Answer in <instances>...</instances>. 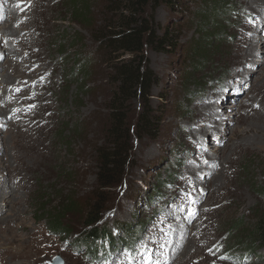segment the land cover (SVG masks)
Returning a JSON list of instances; mask_svg holds the SVG:
<instances>
[{
  "label": "rangeland",
  "instance_id": "obj_1",
  "mask_svg": "<svg viewBox=\"0 0 264 264\" xmlns=\"http://www.w3.org/2000/svg\"><path fill=\"white\" fill-rule=\"evenodd\" d=\"M73 1L81 4L75 12L70 8ZM175 1L174 6L149 1L136 14L152 20L156 36L167 31L172 42L162 50L154 44L143 47L145 67L155 82L148 97L135 94L120 107L128 154L121 174L108 186L100 180L101 152L111 142L109 105L119 85L115 65L132 55L113 53L101 36L104 26L118 23L116 15L121 10L115 3L125 2L51 1L47 19L36 34L46 71L41 79L28 80L31 85L19 99L21 107L0 120V264H51L56 257L63 264H179L182 252L172 254L199 235L209 239L197 243L199 252L188 264H264V244L256 243L249 253L231 240V228L238 221L252 227L256 216L264 212V122L253 125L256 120L250 118L254 134L249 133L237 147L231 145L237 142L233 137L239 127L237 116L249 106L264 111V93L253 89L264 87V76L252 70L250 79L241 82L229 66L236 36L243 28L250 32L257 26L256 37L264 38V0L257 15L248 9V0ZM215 2L225 7L218 12L219 18L214 15ZM2 12L0 32L8 23ZM8 58L7 54L0 57V76ZM20 74L12 72L7 81L11 84H1L0 95L7 88L17 97L26 89ZM36 89L45 94V100H37ZM210 96L209 103L220 101L214 105L213 113L219 116L216 125L195 118L204 110L200 103ZM235 101L236 108L230 105ZM222 105H230L233 112ZM142 110L159 116L155 132L138 128ZM25 112L35 118L20 123L16 116ZM14 121L32 127L17 130ZM218 155L230 161L225 192L212 201L209 191L192 183L189 176L196 164L199 181L210 182L218 174L216 169L210 171ZM167 176L173 182L149 203L146 197ZM10 190L14 205L7 200ZM94 212L97 221L87 225V215ZM54 216L63 227L60 232L49 229ZM144 220L142 231L126 249L130 251L108 249L103 236L94 248L97 256L86 253L83 234L87 231L105 230L119 237L121 230H140ZM177 226L187 227L183 236L175 232Z\"/></svg>",
  "mask_w": 264,
  "mask_h": 264
},
{
  "label": "bare ground",
  "instance_id": "obj_2",
  "mask_svg": "<svg viewBox=\"0 0 264 264\" xmlns=\"http://www.w3.org/2000/svg\"><path fill=\"white\" fill-rule=\"evenodd\" d=\"M0 1H3V4L0 5V10H3L2 13H5V17L7 18V22H8L6 27H4L3 30H1L0 32V57L3 56L4 54H7V57H10L7 59V61L4 64V66H6V71H4V73L0 76V85L5 84V83L11 84V83H8L7 81L10 75L12 74V72L14 71L21 72L20 75H23V76L20 79L26 81L24 82L25 87H26V89L24 90L25 92L20 91L17 94V97H13V95L10 94L7 88H5L4 93L0 95V120H4L6 119L8 115H11L13 113L12 110L14 108H16L17 106L21 107L20 105L21 101H19V99L21 96H23L26 93L27 87L31 85L28 82V80L33 81V79L37 77H38L37 79H41L46 71L47 67L45 65L46 63L44 59V54H43V51L40 50L41 47H39L38 45L39 42L36 39V34L40 32L41 27L44 24V21L47 19L46 14L48 10L50 9L52 0H0ZM20 1H23V3H18ZM6 2H7V5H6ZM247 4L249 5L248 7L249 10L254 12L256 15L260 14L258 13V11L260 10L262 6L261 0H248ZM256 29H258L257 26L254 29L250 30L249 32V29L243 28L241 30L242 32H240L239 35L236 36L232 52L230 51L231 54L229 56V66L234 71L233 74H236L235 76L237 78H240L241 82L245 79L246 80L250 79L249 73L252 70L257 71L258 75L264 76V38L260 37V35H257L256 37V34H255ZM251 32H254V36L252 37L249 36ZM258 43H262L263 45L262 46L260 45L259 47ZM256 56L258 57V59L256 58ZM246 64L248 68L244 69L243 66ZM25 66H27V68L25 69V72L23 73L22 71L24 70ZM260 81H261V78H260ZM37 89H36V92H37ZM250 89L252 90L251 86H249V89H248L249 92L251 91ZM253 89L256 93H259L260 95L264 93V87L255 86L253 87ZM35 97L37 98V100H45V94L40 93L39 91L37 92ZM210 99L212 100V96L206 98L203 103H200V105L201 104L202 105L201 106L199 105V108L204 109V110L198 109L199 113H197L195 118L199 120L198 122L208 121L209 124L213 123L214 125H216L217 124L216 119L219 116L217 115V113L214 114L213 111H214V105L219 103L220 101L216 100L212 103H209ZM236 102L237 101L233 102L230 105H233L236 108L239 105ZM13 103L14 105H12ZM230 105H222V107L229 110ZM45 107L48 110L49 109L51 110L52 108L49 105H45ZM232 110L233 109H231V111ZM221 111L225 112V109H222ZM231 111L229 110V112ZM16 117L21 118L20 123L26 120L32 121L35 118L32 112H29V113L25 112V113L19 114ZM250 118H253L256 120V122H254L253 120V122L251 123L253 125L259 124L260 121L264 122V111H262L259 108L257 109L252 106H249L248 110H246L244 114L237 116L236 120H237L239 127L236 128L233 133V137L237 140V142L231 145L237 147L238 145H240L241 140H244V137L249 136V133L253 132L254 134L256 130H254L253 128L254 126H250L251 121H248ZM20 123L16 121L13 122V124L17 126V130L22 127L23 128L32 127L30 124H27V123H23L20 126ZM4 125L5 124H2V126ZM7 126H10V124L9 125L6 124V127ZM40 129H43V128H40ZM19 137L24 138L26 136L24 134H19ZM200 139L197 140L198 143H200ZM213 142L219 146L218 147L219 149H221L220 142L217 141V138H215ZM223 152H224V149H223ZM229 161L230 159L227 157H224L223 155L214 156V162L212 166L210 167V171H213V169H216L218 174L214 176L213 178H211L212 180L210 182L207 181V184L204 183V181H199V176L197 175L198 173H196V167L198 165L195 164L191 168L189 180H191L192 183L194 182L195 184L200 185L203 191L208 190L209 200L213 201L214 199L222 197V193L225 192V189H226V186L224 184V177L227 175V168L229 166ZM1 186H3V184ZM194 188H195V185H194ZM14 197H15L14 191L10 190L9 195L7 196V200H9V204L12 205L14 203V199H13ZM182 228L183 227L178 228V226L175 227V232H180L182 233V236H183L185 229L187 230V227H185L184 230ZM179 230H181L182 232ZM208 239H209V235L195 236V238L189 239L190 241L187 243L185 247L181 246L177 248L172 255H175L177 252L179 253L182 252L181 254L183 255L184 258L187 255V260H185L182 257L181 259H179L178 263L188 264L192 260L195 259L196 254L199 252L196 249L197 243L198 245L201 243H206ZM170 258L172 257L170 256Z\"/></svg>",
  "mask_w": 264,
  "mask_h": 264
},
{
  "label": "trees",
  "instance_id": "obj_3",
  "mask_svg": "<svg viewBox=\"0 0 264 264\" xmlns=\"http://www.w3.org/2000/svg\"><path fill=\"white\" fill-rule=\"evenodd\" d=\"M122 1L125 3H115L118 9L121 10L120 15H116L118 23L108 25V27L104 26L105 32L101 36L113 53L119 52L120 54L132 55L130 60L115 65V78L119 85L118 90L112 95L109 105L111 109V125L108 136L111 142L108 144L109 147L103 149L101 152L102 170L100 172V180L103 186L111 185L114 177L121 174L127 159L128 142L125 133H123L125 117L122 116L120 107L123 102L130 99L135 94H138L139 97H148L150 95V89L155 82L154 74L145 67L146 59L142 54L143 47L145 45L154 44L158 48L157 50H162L165 48L166 44L170 45L172 42V36H168L167 31L161 37L156 36V30L153 28L152 20L149 22L145 17H136V14H139V10L143 9L149 1L154 3L165 1L171 6L176 4L175 0ZM79 3L80 1H73L70 4L72 11L75 12L81 8V4ZM213 5L217 7L214 11V15L216 14L217 16L214 17L219 18L218 12L221 7L224 6L221 2H215ZM124 12H127V14L125 15ZM158 118L159 116L152 115L151 111L142 110L137 117L138 128L142 132H155L154 130L159 123ZM168 176L158 181L150 195L146 197L149 203L153 204L154 200L159 198L162 193L160 190L164 188L165 185L173 182L174 178ZM262 194H264V191ZM96 216L97 212L87 215L85 223L87 225L93 224L97 221ZM255 219L256 221L252 227L246 228L243 222L238 221L234 227L231 228L234 234L231 240L235 242L239 248L246 249L245 252L249 253H252L256 243L264 244V212L259 213ZM145 224V220L139 224L140 230H137L136 227L134 229H126V231L121 230L123 235H119V237L113 236L105 230H89L83 234L85 237L84 243L86 245L85 251L88 255L92 254L96 257L97 252L94 248L96 247V242L99 241L98 238H103V236H105L103 246H107L108 249H119L122 247L126 250L137 238L138 232L142 231L141 228H143ZM49 229L53 230V232H60L63 230L57 216L50 218ZM243 235H246V237L243 238ZM251 240H253V242H249ZM249 243L252 244L248 245ZM126 251L128 252L130 250Z\"/></svg>",
  "mask_w": 264,
  "mask_h": 264
},
{
  "label": "water",
  "instance_id": "obj_4",
  "mask_svg": "<svg viewBox=\"0 0 264 264\" xmlns=\"http://www.w3.org/2000/svg\"><path fill=\"white\" fill-rule=\"evenodd\" d=\"M51 264H63V262L59 257H56L52 260Z\"/></svg>",
  "mask_w": 264,
  "mask_h": 264
},
{
  "label": "snow or ice",
  "instance_id": "obj_5",
  "mask_svg": "<svg viewBox=\"0 0 264 264\" xmlns=\"http://www.w3.org/2000/svg\"><path fill=\"white\" fill-rule=\"evenodd\" d=\"M222 259H225V257H221Z\"/></svg>",
  "mask_w": 264,
  "mask_h": 264
}]
</instances>
